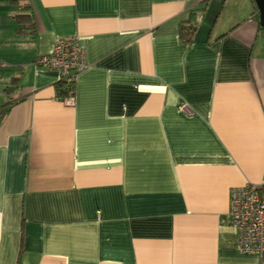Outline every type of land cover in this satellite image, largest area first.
Listing matches in <instances>:
<instances>
[{"label":"crops","instance_id":"crops-1","mask_svg":"<svg viewBox=\"0 0 264 264\" xmlns=\"http://www.w3.org/2000/svg\"><path fill=\"white\" fill-rule=\"evenodd\" d=\"M71 35L74 105L34 63ZM263 176L255 0H0V264H261L229 207Z\"/></svg>","mask_w":264,"mask_h":264},{"label":"built area","instance_id":"built-area-1","mask_svg":"<svg viewBox=\"0 0 264 264\" xmlns=\"http://www.w3.org/2000/svg\"><path fill=\"white\" fill-rule=\"evenodd\" d=\"M34 63L56 70L60 80L72 84L88 66L85 49L77 35L56 38L51 52L36 57ZM63 100L66 104L74 105L75 89L70 88ZM179 109L190 111L185 101L179 104ZM229 222L236 229L237 250L257 255L264 264V176L260 182H247L231 188Z\"/></svg>","mask_w":264,"mask_h":264},{"label":"trees","instance_id":"trees-1","mask_svg":"<svg viewBox=\"0 0 264 264\" xmlns=\"http://www.w3.org/2000/svg\"><path fill=\"white\" fill-rule=\"evenodd\" d=\"M28 17L29 16L26 14H21L19 16L21 21H26ZM195 28H196V22L194 20V13L191 12L189 19L182 21L180 24L179 29H180L181 38L184 39L185 41H190ZM75 84L68 83L66 80H60L59 82H57V90H58L59 96L63 99V97L67 95L68 90L70 88L75 89ZM7 109H8V105H7Z\"/></svg>","mask_w":264,"mask_h":264},{"label":"water","instance_id":"water-1","mask_svg":"<svg viewBox=\"0 0 264 264\" xmlns=\"http://www.w3.org/2000/svg\"><path fill=\"white\" fill-rule=\"evenodd\" d=\"M259 12V21L261 26L264 27V0H255Z\"/></svg>","mask_w":264,"mask_h":264}]
</instances>
